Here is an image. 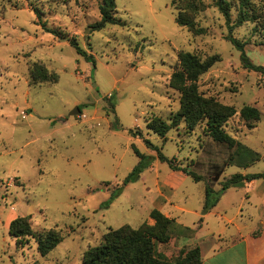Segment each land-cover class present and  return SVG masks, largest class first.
<instances>
[{"label":"rangeland","instance_id":"374dc122","mask_svg":"<svg viewBox=\"0 0 264 264\" xmlns=\"http://www.w3.org/2000/svg\"><path fill=\"white\" fill-rule=\"evenodd\" d=\"M114 1L122 25L91 31L101 0H0V264H81L84 251L98 245L108 229L147 224L159 196L167 208L169 201L182 203L187 212H171L195 232L200 222L193 212H201L206 184L217 191L232 174L264 172V74L243 67L213 0H200L203 9L196 12L188 10L196 27L204 29L197 36L175 23L182 0ZM227 1L233 23L238 0ZM249 1L256 18L231 35L245 43L249 62L264 67V0ZM71 38L93 56L94 65L69 45ZM180 50L201 60L218 55L198 78L197 89L235 110L223 129L258 154L248 167L230 165L231 150L206 136L203 124L187 131L181 121L164 138L146 129L153 117L170 123L179 110L180 94L169 79ZM34 62L55 72L58 81L32 84ZM245 105L259 111L258 121L240 118ZM75 107L79 114L69 115ZM249 124L255 127L248 129ZM134 149L147 166L124 185L139 161ZM157 152L202 180L185 176L171 192L162 186L158 192L157 183L172 170ZM252 181L264 186V177ZM244 192L229 188L222 206L244 201L246 212ZM24 216L33 230H59L64 239L45 256L32 239L16 247L7 223ZM189 236L174 228L156 248L175 259L195 247Z\"/></svg>","mask_w":264,"mask_h":264},{"label":"trees","instance_id":"16d2710c","mask_svg":"<svg viewBox=\"0 0 264 264\" xmlns=\"http://www.w3.org/2000/svg\"><path fill=\"white\" fill-rule=\"evenodd\" d=\"M181 2L176 6L178 12L175 17V23L180 27L186 28L194 36L203 34L204 29L196 27L194 19L188 13V10L196 12L203 9L202 2L200 0H182ZM213 3L225 18V24L228 29V34L225 38L239 51V58L243 67L264 74V67L253 65L249 62L244 52L245 43L231 35L235 27L245 21L256 18V11L253 9V5L249 0H238L236 20L230 23L231 4L227 0H213ZM98 10L100 18L90 26L91 31L101 30L107 25H122L121 21L115 17L114 0H101ZM34 11L38 13L36 9ZM42 27L45 31L55 36L58 35L55 29H48L44 25ZM68 43L78 55L94 65L93 56L83 50L76 42V39H68ZM177 60L178 68L172 72L169 86L180 94L179 110L170 123L153 117L147 121L146 129L158 137L164 138L166 133L172 127H177L181 121L185 123L187 131H191L197 125L203 124V131L206 136L231 150L228 157L230 165L246 168L257 161L259 156L256 152L242 145L223 129V125L235 114V110L230 106L213 101L211 98H206L198 92V78L219 61L218 55H211L201 60L193 53L180 50L177 52ZM30 81L32 84L56 83L58 75L53 71H49L42 63L34 62L30 68ZM239 114L244 121L256 122L260 118L259 111L247 105L240 109ZM254 127L255 125H248V129H253ZM145 143L150 146L147 141ZM134 152L139 161L124 178V185L136 181L147 166L144 164L145 157L135 149ZM157 158L161 162H166L172 171H179L195 182L202 180L200 175L190 170L187 166L176 164L174 159H167L160 152H157ZM259 177H264V172L244 175L235 173L223 180L217 191H214L206 184L201 214L209 212L217 204L221 195L229 188L242 187L245 183ZM149 217L153 220L152 225L141 223L137 228H133L125 224L115 229H108L103 234L102 240L98 245L89 247L84 251L81 264H201L200 251L197 246L180 253L175 259L166 258L158 253L156 244H164L171 238L175 223L173 219L166 217L155 208L150 210ZM8 235L14 239L16 247L22 246L29 239L34 240L36 251L40 256L47 255L64 239V235L59 230H33L29 216L13 219L8 226Z\"/></svg>","mask_w":264,"mask_h":264},{"label":"crops","instance_id":"0c3cea01","mask_svg":"<svg viewBox=\"0 0 264 264\" xmlns=\"http://www.w3.org/2000/svg\"><path fill=\"white\" fill-rule=\"evenodd\" d=\"M178 172L172 171L167 174V179L164 182L157 183V191L160 192V186L170 192L175 189L177 186L175 182L183 180L186 176L183 173L178 174ZM171 177L173 180H169ZM237 188L245 190V203L249 204L250 209L242 212L244 201L231 202V204L228 202L222 206V200L228 189L206 214L193 212L196 217H199L200 222L195 232L192 229L187 230L189 229L187 223L182 221L179 216H173L171 210L187 212V209L182 206L183 204L176 200L169 201L170 208H167V205L164 204L165 200H160L159 196L157 199L160 202L156 199L153 202L155 206L150 210L154 208L159 210L174 220L175 229L192 234L187 238L190 243L199 248L201 264H264V186H256L255 182L251 181ZM150 210L148 218L145 220L147 224H153V220L149 217ZM10 222L7 223V227ZM156 250L170 259L162 247L158 246Z\"/></svg>","mask_w":264,"mask_h":264},{"label":"water","instance_id":"95a60500","mask_svg":"<svg viewBox=\"0 0 264 264\" xmlns=\"http://www.w3.org/2000/svg\"><path fill=\"white\" fill-rule=\"evenodd\" d=\"M79 114V110L77 107H75L70 113L69 115H78Z\"/></svg>","mask_w":264,"mask_h":264}]
</instances>
